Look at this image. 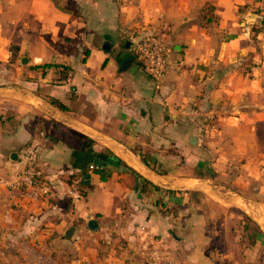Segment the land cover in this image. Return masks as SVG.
Returning a JSON list of instances; mask_svg holds the SVG:
<instances>
[{"label":"crops","instance_id":"1","mask_svg":"<svg viewBox=\"0 0 264 264\" xmlns=\"http://www.w3.org/2000/svg\"><path fill=\"white\" fill-rule=\"evenodd\" d=\"M255 1L0 0V264H264ZM150 33L158 90L130 50ZM29 160L38 186L7 189Z\"/></svg>","mask_w":264,"mask_h":264},{"label":"built area","instance_id":"2","mask_svg":"<svg viewBox=\"0 0 264 264\" xmlns=\"http://www.w3.org/2000/svg\"><path fill=\"white\" fill-rule=\"evenodd\" d=\"M252 16L254 17V25L264 22V0H256L254 9L252 8ZM257 21V22H256ZM251 25H245V33H248ZM130 50L141 63L144 72L153 81L155 89H159L166 74V54L167 46L165 43V35L163 33H150L139 40L131 43ZM96 168L89 166V171ZM42 179V172L39 170L34 160H29L24 167L11 181H2L3 185L9 190H17L20 187L32 189L37 187ZM46 191H43L45 193ZM75 198L80 197L77 187H74ZM144 264H181L171 260L157 248H152L148 252V256Z\"/></svg>","mask_w":264,"mask_h":264},{"label":"trees","instance_id":"3","mask_svg":"<svg viewBox=\"0 0 264 264\" xmlns=\"http://www.w3.org/2000/svg\"><path fill=\"white\" fill-rule=\"evenodd\" d=\"M240 11L242 12H246V9L245 8H241ZM203 12L204 13V16H203V19L205 20V22L209 23L210 22V18L208 17V15H210L211 13V10L210 8L206 5L204 6L203 8ZM52 104H55L57 107H59L61 110H64V107L60 104H57L56 102H51ZM93 146V143L90 141V140H87V139H84L82 141V143L79 145V150L82 152V153H85L87 152L88 150H90ZM107 157H114L112 156V154L106 152L104 153ZM93 162V161H92ZM96 172H100L99 169H95ZM88 173L86 172H81L80 174H74L72 175L71 177V180L68 182V184L72 187H77L78 191H79V194L80 196H84L85 195V188L84 185H83V181H82V177L84 175H87ZM79 177L80 179L77 181L76 179L74 180V177L76 178Z\"/></svg>","mask_w":264,"mask_h":264},{"label":"water","instance_id":"4","mask_svg":"<svg viewBox=\"0 0 264 264\" xmlns=\"http://www.w3.org/2000/svg\"><path fill=\"white\" fill-rule=\"evenodd\" d=\"M251 18H253V16L251 17ZM12 161H17V154H15V153H13L12 155H11V158H10ZM94 167H96V168H101V167H104V164H102V162L101 161H99V160H95V162H94ZM88 175H85L84 176V183H88ZM87 226H88V229L90 230V231H96L97 230V224H96V222L94 221V220H89L88 222H87ZM69 235V232L67 233V236Z\"/></svg>","mask_w":264,"mask_h":264},{"label":"rangeland","instance_id":"5","mask_svg":"<svg viewBox=\"0 0 264 264\" xmlns=\"http://www.w3.org/2000/svg\"><path fill=\"white\" fill-rule=\"evenodd\" d=\"M244 8V7H243ZM27 249H29V248H27ZM36 251V250H35ZM30 252V251H29ZM37 252V251H36ZM30 255H31V257L33 258V263H34V261L37 259V257L32 253V252H30Z\"/></svg>","mask_w":264,"mask_h":264}]
</instances>
